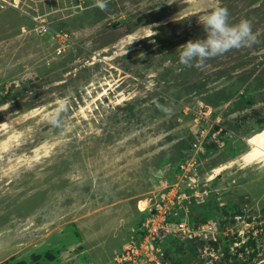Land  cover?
<instances>
[{"label":"rangeland","instance_id":"374dc122","mask_svg":"<svg viewBox=\"0 0 264 264\" xmlns=\"http://www.w3.org/2000/svg\"><path fill=\"white\" fill-rule=\"evenodd\" d=\"M93 2L0 0V264H264V165L238 159L264 126V0ZM217 5L258 43L185 67ZM164 201L205 240L147 225Z\"/></svg>","mask_w":264,"mask_h":264},{"label":"clouds","instance_id":"9594fccd","mask_svg":"<svg viewBox=\"0 0 264 264\" xmlns=\"http://www.w3.org/2000/svg\"><path fill=\"white\" fill-rule=\"evenodd\" d=\"M109 0H94L93 7L107 11ZM206 38L188 40L178 47L179 62L185 67L202 66L206 61L221 56L233 49L250 48L258 43L257 34L247 19L238 23H229V13L223 6H215L199 17ZM67 100L57 101V108L50 117V123L59 126L60 115L66 111ZM166 114L170 112L165 106H160Z\"/></svg>","mask_w":264,"mask_h":264},{"label":"built area","instance_id":"2783aa9c","mask_svg":"<svg viewBox=\"0 0 264 264\" xmlns=\"http://www.w3.org/2000/svg\"><path fill=\"white\" fill-rule=\"evenodd\" d=\"M202 107L203 106H199V108L196 110V112H198V116H202L204 115L205 118L207 120L208 119V115H209V110H206L205 111H202ZM204 135L205 134H202V138H204ZM202 140V139H201ZM194 147L196 146L195 143L192 144ZM188 165H184V164H180L179 165V173L183 175V171L186 172L188 169H187ZM172 192H175L174 194H172L171 197H174L177 193V190L176 188H173L172 189ZM182 195V194H180ZM191 195L193 196H196V193H192ZM188 197H190V195H183V200H186L188 199ZM180 203H178V210L181 209V207H179ZM156 214H152L151 215V218L147 219V225L150 223V220H157V223L156 225L154 224L153 228H154V231L156 232L158 229H161L162 231H170L172 232L173 234H178L180 236L183 237V239H193V238H200V239H204L202 236H200V233L201 232H205V230H207V224L206 223H200V224H196V223H191V225L189 224V222L186 221V218H181V220L177 223H169L167 221V218H168V215L170 213V204L167 203L166 201H164L163 203H158L157 206H156ZM176 214V213H174ZM254 238V234L252 236ZM212 239H214L212 237ZM243 242V241H242ZM151 248L152 245H151ZM124 250H128L126 252V255H129L130 251H133L131 250V247H128V248H124ZM126 255H122L121 258H118V261L119 263H123L124 261H127V259H130V257H127ZM159 263L158 260H156V263Z\"/></svg>","mask_w":264,"mask_h":264},{"label":"bare ground","instance_id":"6f19581e","mask_svg":"<svg viewBox=\"0 0 264 264\" xmlns=\"http://www.w3.org/2000/svg\"><path fill=\"white\" fill-rule=\"evenodd\" d=\"M250 147L244 151L240 156L239 160H253L264 165V126L255 133V135L249 138ZM237 158H232L227 161L222 162L218 168V172H223L226 169L230 168L233 164L238 162ZM261 164V165H262ZM262 167V166H261ZM223 174V173H222ZM147 201H141V208H144Z\"/></svg>","mask_w":264,"mask_h":264},{"label":"trees","instance_id":"16d2710c","mask_svg":"<svg viewBox=\"0 0 264 264\" xmlns=\"http://www.w3.org/2000/svg\"><path fill=\"white\" fill-rule=\"evenodd\" d=\"M153 20L151 19V17H150V15L148 14V13H142V14H140V15H138L137 17H136V20H135V22H134V24L135 25H146V24H149V23H151ZM9 91L10 90H8L6 93H5V101L4 102H6L8 99H7V97L9 96ZM201 220H198V222H200ZM198 243H200L201 245L203 244V241L202 240H200ZM212 243V245H213V248H216V243L215 242H211ZM253 244V242H252V240H250L249 238L245 241V242H243L240 246H239V248H238V250L239 251H243V249L246 247V246H249V245H252ZM175 264H177V262L176 261H173Z\"/></svg>","mask_w":264,"mask_h":264},{"label":"water","instance_id":"95a60500","mask_svg":"<svg viewBox=\"0 0 264 264\" xmlns=\"http://www.w3.org/2000/svg\"><path fill=\"white\" fill-rule=\"evenodd\" d=\"M122 20H124V19H121L120 21H122Z\"/></svg>","mask_w":264,"mask_h":264},{"label":"flooded vegetation","instance_id":"af4514ba","mask_svg":"<svg viewBox=\"0 0 264 264\" xmlns=\"http://www.w3.org/2000/svg\"><path fill=\"white\" fill-rule=\"evenodd\" d=\"M264 123V122H263ZM252 233H253V231H252ZM253 238V237H252Z\"/></svg>","mask_w":264,"mask_h":264}]
</instances>
